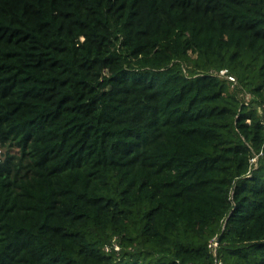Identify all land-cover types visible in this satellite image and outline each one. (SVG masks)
I'll return each mask as SVG.
<instances>
[{
    "label": "trees",
    "instance_id": "16d2710c",
    "mask_svg": "<svg viewBox=\"0 0 264 264\" xmlns=\"http://www.w3.org/2000/svg\"><path fill=\"white\" fill-rule=\"evenodd\" d=\"M263 105L264 0H0V264H264Z\"/></svg>",
    "mask_w": 264,
    "mask_h": 264
},
{
    "label": "built area",
    "instance_id": "2783aa9c",
    "mask_svg": "<svg viewBox=\"0 0 264 264\" xmlns=\"http://www.w3.org/2000/svg\"><path fill=\"white\" fill-rule=\"evenodd\" d=\"M211 72L216 74V75H218L221 78H224V79H227V80L231 81L233 85H235L236 82H237L235 76L229 71V69L227 67H222L220 69H212ZM260 117H261V122L264 125V105L260 108ZM257 157L258 156L256 154L255 156L251 157L250 161L255 163L256 160H257ZM255 166H257V163H256ZM115 245H116L117 248L119 247L117 243ZM218 246H219V238H218V236H214L209 241V247H210V249L212 250V252H213V254L215 256L214 264H226L223 261H221L218 258V256H217ZM106 248L110 249L109 246H107Z\"/></svg>",
    "mask_w": 264,
    "mask_h": 264
},
{
    "label": "rangeland",
    "instance_id": "374dc122",
    "mask_svg": "<svg viewBox=\"0 0 264 264\" xmlns=\"http://www.w3.org/2000/svg\"><path fill=\"white\" fill-rule=\"evenodd\" d=\"M245 94L248 99L251 98V94L249 92L246 91ZM145 262H152L154 264H157L158 260L156 258H145Z\"/></svg>",
    "mask_w": 264,
    "mask_h": 264
},
{
    "label": "water",
    "instance_id": "95a60500",
    "mask_svg": "<svg viewBox=\"0 0 264 264\" xmlns=\"http://www.w3.org/2000/svg\"><path fill=\"white\" fill-rule=\"evenodd\" d=\"M0 152H1V148H0Z\"/></svg>",
    "mask_w": 264,
    "mask_h": 264
}]
</instances>
